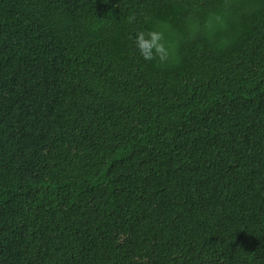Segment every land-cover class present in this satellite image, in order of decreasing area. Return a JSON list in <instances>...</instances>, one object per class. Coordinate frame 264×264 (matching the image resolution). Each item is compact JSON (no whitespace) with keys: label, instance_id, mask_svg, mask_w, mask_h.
Instances as JSON below:
<instances>
[{"label":"trees","instance_id":"trees-1","mask_svg":"<svg viewBox=\"0 0 264 264\" xmlns=\"http://www.w3.org/2000/svg\"><path fill=\"white\" fill-rule=\"evenodd\" d=\"M190 2L0 0V264H264V0L139 57Z\"/></svg>","mask_w":264,"mask_h":264},{"label":"clouds","instance_id":"clouds-1","mask_svg":"<svg viewBox=\"0 0 264 264\" xmlns=\"http://www.w3.org/2000/svg\"><path fill=\"white\" fill-rule=\"evenodd\" d=\"M184 9L186 14L180 18L178 28L167 19L141 14L147 26L129 34L139 57L167 66L177 63L180 49L192 41L209 50L227 48L236 38L241 19L252 12L253 5L249 0H217L213 5L204 6L202 0H191ZM124 22L136 23L137 15H127Z\"/></svg>","mask_w":264,"mask_h":264}]
</instances>
